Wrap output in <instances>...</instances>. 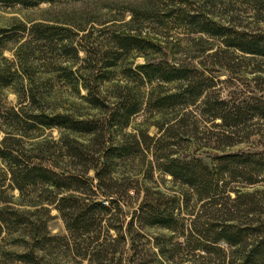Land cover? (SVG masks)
<instances>
[{"label": "rangeland", "instance_id": "obj_1", "mask_svg": "<svg viewBox=\"0 0 264 264\" xmlns=\"http://www.w3.org/2000/svg\"><path fill=\"white\" fill-rule=\"evenodd\" d=\"M186 12L197 13L200 18H209L217 23L231 26L235 30H264V16L257 14L251 8V4L245 0H57L41 2L34 6L6 5L0 2V26L10 27L17 22H24L28 27L36 22H49L69 26L77 33L73 43L79 49V55L83 56L86 48L90 50L89 61L95 73H99V69L109 70L107 73L111 78L104 80L100 85L103 109L73 95L62 80L56 79L52 81L53 87L42 103L45 109L51 111H73L81 118L99 119L103 139L111 138L114 143L133 142L134 138L141 139V134L147 133L160 138L156 147L158 155H163L167 151L180 157L195 155L209 164L213 155L217 153L242 150L264 151V117L256 115L249 122L242 123L244 126L237 128L236 135L233 136L234 144L226 146L224 142L227 139L221 134V119H211L204 110L205 104H203L208 97L210 103L217 99L224 101L228 107L237 104L240 108L246 106L247 102L255 104V97L264 100V58L226 46L222 36L196 31L193 29L195 26L180 22L177 15ZM27 33L22 32V40L30 38L31 34ZM119 34L145 39L153 43L154 47L122 50L115 57L117 50L115 37ZM21 41L13 39L4 41L0 46V57L4 55L9 62H17L14 50ZM30 41L35 51L30 55L34 60V69H43L45 64L42 63L53 59V55L58 51L50 52L47 48H42L40 42ZM37 56L40 58H36ZM56 56L62 58L60 55ZM108 59L117 63L106 67L104 62ZM145 61H167L170 64L195 68L194 84L201 86L202 95L194 103L162 109L144 102L140 110L130 117L127 126L110 125L106 119L109 111L115 108L117 93L120 91L123 94L129 87L128 94H136L140 99L147 101L150 95L154 97L157 94L163 95L175 91L180 84L178 81L147 82L142 79L139 81L134 74L137 70L136 65ZM77 64L83 67L88 65V62L80 59ZM14 67L13 64L12 69ZM26 81L24 79L23 83ZM21 86L18 79L16 85L0 89V140L6 132L9 136L19 137V142L26 148L25 153L34 163L51 166L53 159L59 155L58 159H62L61 167H64L60 169L65 171L80 169L83 162L75 164L73 160H68L61 154L63 147L60 139L65 134L63 133L66 132L65 130L40 125L26 128L27 125L23 122H15L7 117V111L11 107L18 108L23 103H26L27 111L32 107L31 102L22 100L24 97L22 91L17 90ZM81 92L85 93L84 88ZM170 125L172 128L167 130ZM70 134L84 142H89L88 139L91 137L90 134L78 132H70ZM246 134L248 137H245ZM8 142L13 143V141ZM1 145L3 146L0 142ZM98 147L100 144H94L93 151ZM151 151L153 150H149L145 142L141 141V146L134 154L117 159V163L111 168V181L105 179L106 183L111 184V188L108 189L112 191V195L104 197L99 189L96 190L95 195L98 199L111 206L119 205V209L114 207L108 212L106 217L109 218H105L102 224L103 234L100 239L104 243L100 246L101 252L98 255L92 253V249L98 246L95 247L94 243L84 241L83 238L86 237H78L68 231L65 220L54 203L31 205L38 201V198L41 201H44L42 199L45 197L50 199L52 194L42 191L41 196L38 197L33 194L34 191H29V196L23 197L18 189L8 186L11 184L9 178L6 180L7 187L0 197H9L10 203L20 209L34 210L37 207L40 210L38 214L47 219L49 234L61 237L59 240L43 244L38 250L39 264H157L158 260L165 264H201V262L206 264L207 261L218 260L219 256H214L215 258L211 260L198 256L196 253H204V251H192L193 239L187 242L190 237L189 226L193 223L191 210L194 209L196 213L201 208L200 202H196L194 197L191 198L188 206L187 199H179L182 208L179 215L181 221H179L182 225H178L175 230L157 224H145L136 219L134 209L145 200L146 187L176 195H179L180 191L183 193L187 190L186 186L174 182L170 174L164 173L157 167L154 153L152 154ZM0 168L3 170L8 168L1 157ZM93 174L94 170L90 168L88 175L93 176ZM262 181L263 187L264 180ZM127 184L132 186V190L140 189V192L135 193L130 190L127 195L123 190ZM230 185L249 191L261 187L259 184H248L238 179L232 181ZM230 194L232 197L235 195L233 192ZM147 196L152 195L148 192ZM2 203L0 201V206ZM42 205H46L48 210L41 207ZM261 215L264 219V213ZM132 219L133 224L129 232L128 226ZM109 223L121 227L120 233H123V237L113 229L106 232ZM93 228L96 229V225ZM15 229L13 233H2L5 237L1 248L10 251L6 253H10L12 257L1 261L0 256V264H35L20 260L11 252L23 253L31 246L30 236L24 235L23 231L19 233L23 226ZM20 237H24L25 240ZM171 243L178 244L172 246ZM221 244L227 246L223 242Z\"/></svg>", "mask_w": 264, "mask_h": 264}, {"label": "trees", "instance_id": "obj_2", "mask_svg": "<svg viewBox=\"0 0 264 264\" xmlns=\"http://www.w3.org/2000/svg\"><path fill=\"white\" fill-rule=\"evenodd\" d=\"M45 1L57 0H0L6 5L21 4L23 6H34ZM245 2L250 3L251 8L257 14L264 16L262 13L264 12V0H245ZM177 16L180 22L195 26L193 29L196 31L222 36L226 46L264 58V30H235L231 26L217 23L209 18H200L197 13L186 12V14L181 13ZM24 31L31 34L30 38L21 39ZM76 35L77 33L69 26L49 22H36L28 27L24 22H17L10 27L0 26V46L8 39L22 40L14 50L17 62H9L4 55L0 57V89L16 85L20 79L22 86L17 90L22 91L24 96L22 100L32 104L30 111L25 109L26 103L19 105L18 108L11 107L7 111V117L15 122H23L27 125L26 128L40 125L65 130L66 132H63L65 134L60 139L63 147L61 154L65 155L64 157L68 160H73L75 164L83 162L80 169L70 171L60 169L64 167H61L63 165L62 159H58L59 155L53 159L51 166L34 163L25 153L26 148L19 142V137H13L14 135L10 137L6 132L0 140L3 144L0 146V157L8 168L6 170L0 168V194L7 187L8 178L11 182L8 186L18 189L23 197L24 195L29 196V191H34L33 194L38 197L41 196L42 191L52 194L50 199L45 197L42 199L44 201H41L38 198V201L31 205L45 204L44 202L54 203L63 216L68 231L78 237H86L83 238L84 241L94 243L95 247L98 246L92 249L93 255H98L101 252L100 246L104 243L100 239L103 234L102 224L105 218H109V216L106 217L108 212L114 207L119 209V205L111 206L98 199L95 195L96 190L99 189L104 197L112 195V191L108 189L111 188V184L105 181L106 178L110 180L112 177V166L117 163V159L134 154L135 150L141 146V141H144L147 148L153 150L151 152L154 153L157 167L164 173L170 174L174 182L186 186L187 190L183 193L180 191L179 195H176V193L164 192L160 189L151 190L146 187L145 200L134 209L136 219L145 224H157L169 230H175L178 225H182L179 218L182 209L179 199H187L188 206L191 198L194 197L196 202H200L201 208L196 213L194 209L191 210L193 223L189 226L188 235L190 237L187 242L193 239L192 251H204V253L196 254L209 260L215 258L214 256H219L217 261H207L206 264H264V219L261 217V213H264V186L261 185L264 180V151L242 150L217 153L213 155L211 164L195 155L180 157L170 151L158 155L156 147L160 138L154 135L142 133L141 139L136 137L133 142L114 143L115 141L111 138L103 139L101 121L97 118H81L73 111L45 109L42 102L47 99V94L50 93V88L54 84L52 81L55 79L62 80L73 95L87 101L92 106H101L100 108L103 109L104 102H102L103 94L100 85L104 80L111 78L107 73L109 70L100 71L99 69V73H95L89 61L90 50L84 48L85 54L79 55V49L73 43ZM30 40L40 42L42 48H47L50 52L58 51L53 55V59L42 63L45 64L43 69H34V60L30 55L35 51L30 45L32 42ZM115 40L117 41L115 57L122 50L154 47L153 43L132 35L119 34ZM63 56H65L64 59ZM80 59L87 61L88 65L82 67L77 64ZM104 63H106L104 66L109 67L117 62L108 59ZM13 64L15 67L12 69ZM136 67L134 74L139 81L141 79L147 82L178 81L180 84L175 91L163 95L157 94L154 97L150 95L147 101L140 99L136 94H128L129 87L123 94L120 91L117 93L116 106L109 111L106 119L110 125L127 126L130 117L140 110L144 102L157 109H162L194 103L203 93L201 86L194 84L195 68L170 64L167 61H145L138 63ZM24 79L27 81L23 83ZM82 88L85 93L81 92ZM208 99L203 103L205 104L204 110L208 112L211 119H221V134L227 139L224 142L226 146L234 144L233 136L236 135L237 128L244 126L242 123L249 122L256 115L264 117V100H261V97H255V104L247 102L243 108L237 104L228 107L224 101L217 99L210 103ZM171 128L170 125L167 130ZM70 132L90 134L91 137L88 139L89 142H84L71 136ZM245 137H248L247 134ZM8 141H13V143ZM15 142L17 144H14ZM94 144H100V147L93 151ZM90 168L94 170L93 176L88 175ZM235 179L248 184H259L261 187L250 191L242 190L240 187L230 185ZM123 190L129 195L132 186L127 184ZM132 191L138 193L140 189ZM148 192L152 196L148 197ZM230 192L235 195L232 197ZM8 198L7 196L0 197V201L3 202L0 206L1 261L12 257L10 253H6L10 251L1 248L5 237L2 233H13L16 227L22 225L23 229L19 233L23 231L24 235L30 236L31 246L23 253L11 252L20 260L39 264L38 250L43 247V244L59 240L61 237L49 234L47 219L42 218L40 213L38 214L40 210L37 207L34 210L20 209L12 205ZM41 207L48 210L46 205ZM132 224L133 219L129 222V232H131ZM95 225L96 229L93 228ZM110 229L121 232V227L113 223L106 226V232ZM120 234L119 236L123 237V233ZM20 238L25 240L24 237ZM221 242L227 246H223ZM175 244L178 243H171L172 246ZM161 253L164 254L163 251ZM157 264L165 263L158 260Z\"/></svg>", "mask_w": 264, "mask_h": 264}]
</instances>
